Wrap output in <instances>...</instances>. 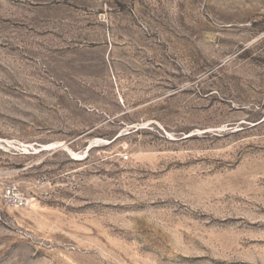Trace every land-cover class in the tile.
<instances>
[{
    "label": "rangeland",
    "instance_id": "obj_1",
    "mask_svg": "<svg viewBox=\"0 0 264 264\" xmlns=\"http://www.w3.org/2000/svg\"><path fill=\"white\" fill-rule=\"evenodd\" d=\"M0 264H264V0H0Z\"/></svg>",
    "mask_w": 264,
    "mask_h": 264
},
{
    "label": "built area",
    "instance_id": "obj_2",
    "mask_svg": "<svg viewBox=\"0 0 264 264\" xmlns=\"http://www.w3.org/2000/svg\"><path fill=\"white\" fill-rule=\"evenodd\" d=\"M21 198L14 192L13 188H7L3 194V202L7 205H17Z\"/></svg>",
    "mask_w": 264,
    "mask_h": 264
},
{
    "label": "bare ground",
    "instance_id": "obj_3",
    "mask_svg": "<svg viewBox=\"0 0 264 264\" xmlns=\"http://www.w3.org/2000/svg\"><path fill=\"white\" fill-rule=\"evenodd\" d=\"M7 142V141H6ZM9 142V141H8ZM19 144V143H18ZM20 145V144H19ZM30 146V145H29ZM54 146H55V144H53V143H50V144H44L42 147L43 148H51V149H53L54 148ZM22 147V146H21ZM26 147H28V145L26 144V145H24L23 144V150L22 151H27V148ZM53 147V148H52ZM17 148V147H16ZM19 148H20V146H19ZM30 148V147H29ZM37 151V150H36ZM40 152V151H39ZM29 153V152H28ZM71 153H72V151H71ZM72 155H73V158H78L79 156H80V154H76V152L74 153H72Z\"/></svg>",
    "mask_w": 264,
    "mask_h": 264
}]
</instances>
